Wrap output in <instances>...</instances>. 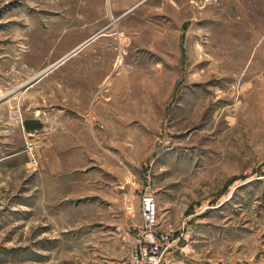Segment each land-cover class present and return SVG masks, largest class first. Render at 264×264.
<instances>
[{"label":"rangeland","instance_id":"1","mask_svg":"<svg viewBox=\"0 0 264 264\" xmlns=\"http://www.w3.org/2000/svg\"><path fill=\"white\" fill-rule=\"evenodd\" d=\"M16 39L0 264H129L148 194L161 264H264V0H0Z\"/></svg>","mask_w":264,"mask_h":264},{"label":"crops","instance_id":"2","mask_svg":"<svg viewBox=\"0 0 264 264\" xmlns=\"http://www.w3.org/2000/svg\"><path fill=\"white\" fill-rule=\"evenodd\" d=\"M4 47L3 46L0 47V68H1L0 69V104L3 103L6 99H8L10 96H13V98L17 97V99H19V96L22 93H24L25 89H27L28 91H32L33 89H35V87L40 88L38 84L41 82V77H42V72L39 69L40 68L39 53L36 55V61H35V53L33 54L32 64L27 66L28 71L30 68H32L30 69V71L32 70V73L31 75H29L28 79L26 80L25 79L26 62H25L23 44L19 42L18 39H16L15 41H12L10 44L5 45ZM98 76H99L98 74L95 75V77ZM101 79L103 82L104 81L103 76L101 77ZM10 82L12 84L11 91L9 89ZM92 106L91 105L89 106L88 104H85L82 101L79 104H76L74 108H85V107L90 108ZM2 123H3V119L2 117H0V126Z\"/></svg>","mask_w":264,"mask_h":264},{"label":"built area","instance_id":"3","mask_svg":"<svg viewBox=\"0 0 264 264\" xmlns=\"http://www.w3.org/2000/svg\"><path fill=\"white\" fill-rule=\"evenodd\" d=\"M141 210L146 244L140 248L139 252H136L129 264H161L163 256L171 247V240L165 236L159 244L158 242L154 243L153 237H150L158 225V204L155 196L150 194L144 196L141 202Z\"/></svg>","mask_w":264,"mask_h":264},{"label":"bare ground","instance_id":"4","mask_svg":"<svg viewBox=\"0 0 264 264\" xmlns=\"http://www.w3.org/2000/svg\"><path fill=\"white\" fill-rule=\"evenodd\" d=\"M70 55H71V54H70ZM70 55H68V56H70ZM68 56H67V57H68ZM67 57H66V58H67ZM66 58H65V59H66ZM55 66H56V65H54V66H52V67L48 68V69H47L46 71H44L43 73H45V72L49 71L50 69L54 68ZM43 73H42V74H43Z\"/></svg>","mask_w":264,"mask_h":264}]
</instances>
